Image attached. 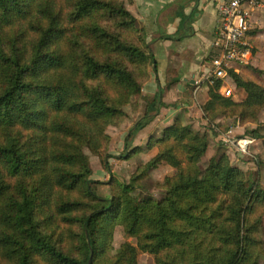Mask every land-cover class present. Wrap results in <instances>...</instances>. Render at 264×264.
<instances>
[{"label": "trees", "instance_id": "16d2710c", "mask_svg": "<svg viewBox=\"0 0 264 264\" xmlns=\"http://www.w3.org/2000/svg\"><path fill=\"white\" fill-rule=\"evenodd\" d=\"M152 60L120 0H0V264H136L139 252L156 264H264V190L226 155L202 171L208 137L177 118L147 140L157 152L134 176L171 166L160 200L129 183L110 199L90 191L85 150L109 160L107 131L123 108L157 106L142 95ZM227 73L246 98L221 95L218 80L205 118L253 121L264 89ZM118 225L137 245L113 256Z\"/></svg>", "mask_w": 264, "mask_h": 264}, {"label": "rangeland", "instance_id": "374dc122", "mask_svg": "<svg viewBox=\"0 0 264 264\" xmlns=\"http://www.w3.org/2000/svg\"><path fill=\"white\" fill-rule=\"evenodd\" d=\"M120 1L124 3L127 10L131 13L128 6L133 5V0ZM136 26L139 29H143L138 26L137 20ZM143 30L145 31V29ZM252 31H254L253 28ZM262 34L264 35V32ZM253 39L249 41L251 45ZM149 42L150 40L147 42L146 33V43ZM262 43L257 56L253 59L252 66H250L251 62L248 64L249 67L241 66L240 70L243 67L246 69L243 72H238L239 74L237 73V75L242 81L253 82L255 85L264 89V41ZM148 48L150 50L149 46ZM254 54H252V57ZM152 70L153 68H151V72ZM203 85L204 87L198 92L197 97L202 98L204 96L207 99L194 111L196 117L194 119H187L185 113L187 111H182L173 119L174 121L177 118L184 125L191 126L194 131L207 135L209 146L207 152L198 162L199 168L204 171L211 158L226 155L233 167L242 169L248 174L250 177L249 182H252V180L254 182L258 181L260 188L264 190V107L257 114L256 119L247 123H241L239 117H226L223 115H218L209 120L205 118L203 107L209 100V88L212 85L208 81L207 84L203 83ZM227 86L226 88L231 90V94L226 96L224 88H221L222 91L221 89L219 90L221 95L230 97L235 102H241L246 98V92L232 78L228 79ZM122 111L123 114L119 122L111 125L107 131L110 135V142L106 154L111 155L112 158L103 160L98 154L85 150L92 172L89 176L91 180L90 191L97 198L110 199L118 185L129 183L134 187L132 193L141 199L153 198L160 200L165 195L162 187L165 178L174 171L171 166L162 164L151 168L153 170L144 176H134L138 174L136 173L137 169L147 164L157 152V147L151 148L147 146V140L150 137H160L163 128L172 124L173 121L163 126L159 134L157 132L158 129L150 124H146L145 127L140 129L137 128V131L133 133L132 140L130 142L128 140L127 143L126 139L128 138V134H130L129 131L134 126L132 116L136 112L130 106L123 108ZM243 139L247 144L244 148L238 147V142ZM126 150L127 153H125ZM132 151L136 152L129 156V153ZM132 175L133 179L131 178ZM74 230L79 231L77 228ZM259 237L264 243V217ZM127 244L136 246V239L129 237L124 232L122 226H116L113 231L111 254L113 256L117 255L121 251L122 246ZM262 262H264V255L262 256ZM191 263V256H187L183 264ZM136 264H156L155 255L147 252H139L136 257Z\"/></svg>", "mask_w": 264, "mask_h": 264}, {"label": "crops", "instance_id": "0c3cea01", "mask_svg": "<svg viewBox=\"0 0 264 264\" xmlns=\"http://www.w3.org/2000/svg\"><path fill=\"white\" fill-rule=\"evenodd\" d=\"M128 9L138 26L147 33L154 62L142 95L148 99L156 98L158 103L146 114L147 105L140 102L139 111L132 116L134 126L129 131L127 143L137 128L146 124L156 127L159 134L162 127L182 111H187V119L196 117L194 111L207 99L204 96L198 98L197 94L204 87L203 83L207 84L210 72L207 57L217 50L214 43L219 22L216 0H133ZM252 22L255 31L252 45L249 43L251 33L246 37L251 49L250 66L264 41V9L253 15ZM240 67L234 65L230 71L237 74L246 69L240 70ZM227 75L222 80V89H228L230 77Z\"/></svg>", "mask_w": 264, "mask_h": 264}, {"label": "built area", "instance_id": "2783aa9c", "mask_svg": "<svg viewBox=\"0 0 264 264\" xmlns=\"http://www.w3.org/2000/svg\"><path fill=\"white\" fill-rule=\"evenodd\" d=\"M263 9L264 0H216L219 22L214 45L218 56L207 62L210 67L207 81L212 86L225 79L234 65L249 64L251 49L246 37L253 28V15ZM224 93L229 96L231 90L224 88ZM246 144L244 139L240 140L238 147L244 148Z\"/></svg>", "mask_w": 264, "mask_h": 264}, {"label": "water", "instance_id": "95a60500", "mask_svg": "<svg viewBox=\"0 0 264 264\" xmlns=\"http://www.w3.org/2000/svg\"><path fill=\"white\" fill-rule=\"evenodd\" d=\"M88 264H90V262Z\"/></svg>", "mask_w": 264, "mask_h": 264}]
</instances>
